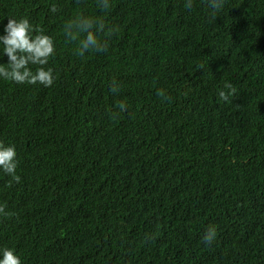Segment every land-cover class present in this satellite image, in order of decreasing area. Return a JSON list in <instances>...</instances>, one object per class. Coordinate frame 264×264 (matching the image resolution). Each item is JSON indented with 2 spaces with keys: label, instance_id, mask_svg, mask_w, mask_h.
I'll return each instance as SVG.
<instances>
[{
  "label": "trees",
  "instance_id": "obj_1",
  "mask_svg": "<svg viewBox=\"0 0 264 264\" xmlns=\"http://www.w3.org/2000/svg\"><path fill=\"white\" fill-rule=\"evenodd\" d=\"M183 4L0 0V35L27 17L56 48L52 86L0 79V141L21 178L0 171L14 213L0 218V248L21 264H264V0H226L215 15ZM81 14L119 29L106 52L79 57L65 39ZM226 82L230 102L217 95Z\"/></svg>",
  "mask_w": 264,
  "mask_h": 264
},
{
  "label": "clouds",
  "instance_id": "obj_2",
  "mask_svg": "<svg viewBox=\"0 0 264 264\" xmlns=\"http://www.w3.org/2000/svg\"><path fill=\"white\" fill-rule=\"evenodd\" d=\"M203 2L215 15L224 8L226 0H203ZM96 5L103 12H108L112 6L111 0H96ZM183 6L191 11L195 6V0H184ZM50 11L52 13L58 11L55 4L51 5ZM118 31L119 29L109 25L104 17L83 14L63 25L65 39L78 43L76 55L79 57H84L87 53L106 52L112 36ZM4 33V35H0V46L3 48V55L8 57V63L0 64V79L16 84L35 85L39 83L45 87L52 86L55 81L52 69L44 67L56 51L52 37L44 34L42 28H35L27 17L19 20L8 18ZM30 65L37 66L35 72ZM110 91L114 94L120 91V84L115 79L111 82ZM236 93L237 88L230 82H226L217 95L219 100L230 102V98H234ZM157 95L164 101L171 99L164 89L157 90ZM116 108L117 111L112 114L113 119L120 112H125L127 105L120 102ZM16 157L15 146L6 145L0 141V171L10 176L12 181L18 184L21 178L16 174L18 166ZM12 181L8 184L9 188L12 187ZM13 215L14 213L7 209L6 204L0 203V218H11ZM216 237V227L209 225L202 240L206 245H210ZM152 238L154 237L151 235L146 237V239ZM0 264H21V260L12 249L3 247L0 248Z\"/></svg>",
  "mask_w": 264,
  "mask_h": 264
}]
</instances>
